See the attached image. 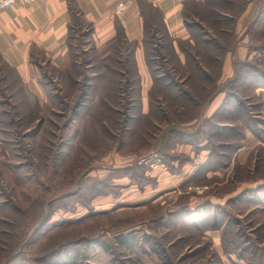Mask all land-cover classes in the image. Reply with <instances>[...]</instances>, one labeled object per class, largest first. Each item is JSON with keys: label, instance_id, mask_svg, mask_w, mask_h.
<instances>
[{"label": "rangeland", "instance_id": "obj_1", "mask_svg": "<svg viewBox=\"0 0 264 264\" xmlns=\"http://www.w3.org/2000/svg\"><path fill=\"white\" fill-rule=\"evenodd\" d=\"M136 2L144 27L160 26L148 1ZM184 6L187 21L199 25L190 31L196 37L192 51L204 61L206 35L216 41L208 55L222 54L230 64V72L225 69L218 78L222 67L210 63L214 86L224 87L215 94L220 104L214 110L206 98L212 84L203 78L185 86L196 97L193 105H177L156 89L162 110L154 111L149 126L143 119L130 123L139 133L120 144L125 117L148 109L144 113L138 101L117 98L123 78L116 73H124L132 87L134 82L136 91L129 95L137 97L138 49L143 57L146 50L153 55L154 67L171 65L160 53L170 54L177 65L171 42L156 38L144 48L142 39L116 44L114 37L96 47L92 25L79 18L68 32L72 71V65L64 73L46 71L44 81L55 82L27 100L34 105L15 91H0L6 111L0 106V264H264V209L242 205L253 191L239 195L264 178L262 148L250 152L243 165L235 158V145L244 140L240 132L259 128L263 139L264 0H187ZM225 100L231 105L219 110ZM170 127L185 132L170 133ZM200 150L207 154L199 166L210 165L191 174L194 152ZM150 156L151 163H138ZM201 199L213 200L218 215L212 226L205 221L203 228L211 227L203 233L170 215ZM125 238L132 247L125 246Z\"/></svg>", "mask_w": 264, "mask_h": 264}, {"label": "crops", "instance_id": "obj_2", "mask_svg": "<svg viewBox=\"0 0 264 264\" xmlns=\"http://www.w3.org/2000/svg\"><path fill=\"white\" fill-rule=\"evenodd\" d=\"M146 1L161 11L168 34L173 39L174 51L180 63L183 64L185 58L178 48L177 40H187L191 36L190 30L185 25L183 14L184 3L187 0ZM118 6L123 7L120 13L116 12ZM76 18L92 25L91 35L96 47H101L107 41L113 40L118 28L122 30L124 38L128 41L140 42L143 38L144 20L140 15L136 0H36L30 5L16 4L9 9L0 10V91L11 90L13 91L12 94L15 91V97L22 96L27 103L29 98L34 99V94L36 96L42 94L45 90V84L49 85L51 82H55V78L44 81L48 78L46 71H51L53 74L54 70L59 73L69 70L71 68V57L66 39L70 28L73 27L72 20ZM237 52L241 54L242 46H239ZM136 54L137 69L141 75L140 103L142 111L145 113L149 106L148 91L152 85V78L145 64L143 52L138 49ZM140 59L143 61V68L140 65ZM3 66L10 69L6 70ZM225 69L230 72V64H227V58L224 59L222 66L224 76ZM219 100V96L213 98L209 104L211 106L210 110H214L215 106L220 104ZM4 103L0 101L2 108L5 105ZM28 104L34 105V101L28 102ZM1 112L6 114L4 108ZM0 133H3L1 128ZM255 135L253 136L252 132H248V130L245 131L243 145L239 147L235 154L239 164L246 163L247 155L258 146L262 148L259 158H264V129L263 139L260 138L261 135ZM128 139L129 135L126 133L123 136V142H127ZM188 146L193 147L192 145ZM204 152L207 154V151ZM206 154L204 155L202 150L197 151L196 154L194 152L196 159L191 161V174L197 171L196 168L200 167L199 165L202 163L200 161L206 159ZM161 167L162 165H159L153 169H160ZM164 178L165 181H171V178L167 176H164ZM128 182H130L129 179ZM128 186L132 188L130 183H128ZM244 190L253 191V197L251 199L244 197L241 202L242 205L247 206L254 203L252 205L255 208L263 210L264 178L246 185L239 194L241 197H243L242 191ZM205 201H208L211 206H215L213 200ZM239 201L236 203H239ZM201 203H203L202 199L195 205L191 204V206L193 208L198 207ZM105 211H108V209H105Z\"/></svg>", "mask_w": 264, "mask_h": 264}, {"label": "trees", "instance_id": "obj_3", "mask_svg": "<svg viewBox=\"0 0 264 264\" xmlns=\"http://www.w3.org/2000/svg\"><path fill=\"white\" fill-rule=\"evenodd\" d=\"M148 6L152 9L153 14H155V16L157 17V20L160 23V26L158 25H149L148 29L147 26L144 27V34H143V38L142 40L144 41V48H147V46L150 44L149 42H152L154 40L157 39H161L162 42L168 41V39L170 40L171 44V49L173 51V55L174 58L176 59V64L174 65L170 58H172V56H170V54L168 53H160L158 56L163 60L164 63H171V65L169 66H164L162 63V68H159L157 66H153V55H151L150 53H148V51L146 50L144 52V60H145V64L147 66V69L149 71V74L152 78V85L148 91V98H149V106H148V111L145 115L141 114V115H129L127 117H125L124 119V123H123V134H121V137H119L120 139V144H124L123 142V136L127 133L130 137V139L133 140L134 137H136L135 135H137L139 132L137 131V129L139 130V128H135L133 129L132 124L130 123H137L140 119H143L144 124L148 123V126L151 125L152 120H153V115H154V111L156 109L162 110V108L160 106H162V101H160V98L156 97L154 94V91L156 89H161L163 90L166 94H168L171 97L172 102L177 103V105H179L180 103H191L193 105V103H195V96L188 90L185 89V86H187V84L189 85V81L194 78H203L205 79L208 83L210 82L211 85V94H209L206 98H208L209 100H213V98L215 97L216 92L219 91H223V88H218L216 89V87L214 86L215 83V79H213V67L210 65V63L215 62L217 64V66L219 67L218 70H220V68L223 66V58H222V54H213L210 53L208 55V50L210 46H213L214 42L216 41H211L210 39H206V35L203 36V38H205V40H203V44H205V49L204 52H206L207 55H202L200 54V56H202L204 58V61H201L199 58V53L198 52H193L192 51V42L196 40V37L194 34H191L190 39L187 40H177V45L179 50L182 52V54L184 55L185 58V62L183 64L180 63V60L178 58V56L176 55L175 51H174V47H173V39L170 37V35L168 34L166 25L162 19V14L161 11L157 8L154 7L151 3H148ZM183 14H184V22L185 25L187 27L188 30L192 31L194 27H198L199 25L197 24L196 21H187V19H189V15L185 12V8L183 10ZM214 14V11H213ZM140 15L142 16L143 20H144V16L142 14V12H140ZM195 18H199V14L195 17ZM145 22V20H144ZM205 28V27H204ZM201 29V27H200ZM73 31L72 28H70L69 33ZM202 31V29H201ZM70 38L71 35L68 34V38H67V44L68 47L71 45L70 43ZM157 38V39H156ZM124 39V34L120 29V33H117V35L115 36V39L113 40V42L119 43V40ZM191 40V41H190ZM122 41V40H121ZM217 46L219 47V45L217 44ZM223 49V47H221ZM70 49V47H69ZM134 48H132L131 50H129V53L131 54V56L134 53ZM223 52H225V48L222 50ZM70 59H71V71L75 68V62L72 60V55L70 54ZM180 66H182V68H180ZM3 68H5L6 70L10 69L9 67L3 66ZM135 69V67H134ZM185 73H184V72ZM129 72V70H127V73ZM69 73V72H68ZM116 73V72H115ZM118 77L123 78L119 84L121 86H118L116 88V95L118 99H125L128 102L131 101H138L139 103L141 102V95H140V79L137 77V91H138V96L132 98L129 94L130 91H136V87L134 86V82H133V87H132V81L126 79L125 74L124 73H116ZM220 74H222V71H219V77L220 78ZM183 75V76H182ZM180 77V78H179ZM72 79V78H71ZM70 79V80H71ZM74 80V79H73ZM207 83V84H208ZM207 86V85H206ZM129 95V96H128ZM121 96V97H120ZM127 96V97H126ZM104 105H106V102L104 103ZM196 105V104H194ZM230 106L231 102L230 100L226 102L223 101L222 105L219 107L221 110L222 107L224 106ZM141 106V103H140ZM218 110V111H219ZM126 116V114L124 115ZM214 117V116H213ZM204 120H207V118H205ZM144 125L141 126V128H143ZM220 128V127H219ZM144 129V128H143ZM248 131H251L254 134H258L260 133L261 129H250V128H246ZM221 130H226L224 128H222ZM228 131L230 132H234L235 129L234 127H228ZM171 132H179L183 135L182 128H177V127H170V133ZM186 134V133H185ZM240 139H242L245 135L244 131L240 132L239 134ZM189 139H191L193 142V134L192 133H188ZM132 137V138H131ZM131 140V141H132ZM195 141V140H194ZM180 142V141H179ZM240 144V143H239ZM236 148L240 147L239 145H235ZM210 164H204L203 166H200L196 171V173H199L202 171V169H204L205 167L207 168ZM237 201V199H235ZM239 200V199H238ZM202 209V210H200ZM182 210H187L188 213H185V211L183 212ZM182 210H178V211H173L170 215L172 217H176V219L179 221L180 225L183 226H188V228L191 229H195V232L198 233H203L204 231L208 230L212 225V220L214 219L216 222V219H218V215H217V208H215V206H211V204L208 201H204L203 203H201L198 207H194L191 209H182ZM185 215V216H184ZM182 216H184L182 218ZM210 220V227L208 228H203L205 223L207 221ZM206 221V222H205ZM121 233H119L120 235ZM119 235H116L115 237H119ZM122 235V234H121ZM125 236V235H124ZM125 246L126 247H132L133 245V241H128L127 238H125ZM203 244V243H202ZM207 245H208V241H207ZM105 249L108 248V246L104 247ZM228 251V250H227ZM109 252V251H108Z\"/></svg>", "mask_w": 264, "mask_h": 264}, {"label": "built area", "instance_id": "obj_4", "mask_svg": "<svg viewBox=\"0 0 264 264\" xmlns=\"http://www.w3.org/2000/svg\"><path fill=\"white\" fill-rule=\"evenodd\" d=\"M36 0H0V10H5L13 7L16 4H21V5H30L33 4ZM123 7L118 6L116 7L117 13H120L122 11ZM155 160L154 157H148V158H143L139 160V164H148L151 163V161Z\"/></svg>", "mask_w": 264, "mask_h": 264}]
</instances>
